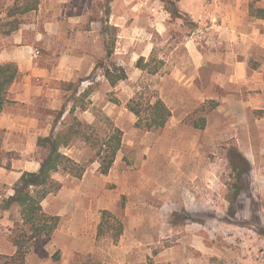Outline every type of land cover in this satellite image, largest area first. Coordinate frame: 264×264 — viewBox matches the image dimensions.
Listing matches in <instances>:
<instances>
[{
	"label": "rangeland",
	"instance_id": "1",
	"mask_svg": "<svg viewBox=\"0 0 264 264\" xmlns=\"http://www.w3.org/2000/svg\"><path fill=\"white\" fill-rule=\"evenodd\" d=\"M71 3L66 12L85 15L84 28L107 31L108 46L116 49L109 54L100 39L96 70L83 77L98 78L99 95L93 103L76 102L90 109L95 121H80L81 132L72 136L68 152L78 164H66L71 171L59 170L49 186L50 201L59 199L67 213L65 223L59 218L50 237L33 243L24 264H264V20L250 14V0ZM35 5V0H0V31L13 32L12 22H27L21 9ZM253 8L264 9V0ZM119 33L123 36L116 38ZM143 55L162 61L157 74L136 68ZM114 65L123 67L127 79L112 89L104 84V70ZM138 92L160 98L170 109L164 129L136 126L127 103ZM73 119L79 121L68 116L62 131ZM113 126L122 131L121 147L102 175L96 151ZM84 132L91 136L88 142ZM232 149L250 165L234 217L226 198ZM39 154L42 159L46 151ZM80 168L88 171L86 179L72 184L70 177ZM62 186L67 192L56 198ZM21 228L16 223L13 235Z\"/></svg>",
	"mask_w": 264,
	"mask_h": 264
},
{
	"label": "crops",
	"instance_id": "2",
	"mask_svg": "<svg viewBox=\"0 0 264 264\" xmlns=\"http://www.w3.org/2000/svg\"><path fill=\"white\" fill-rule=\"evenodd\" d=\"M71 1L41 0L36 4V8L24 11L25 15H29V20L20 23L17 30L10 33L0 31V65L14 63L19 71L18 80L11 85L8 92L9 103L0 114V131L3 132L1 149L6 154L14 155L11 160L3 158L1 161L0 206L4 199L14 195L13 187L23 173L39 170V138L62 131L68 116L76 117L88 125L95 121L90 109H81L74 102L86 99L93 103L99 95L98 78L83 77H88L94 72L97 55L95 51L100 39L106 49L111 36L105 30L102 32L95 28H84L87 23L85 15L70 16L71 12H67L73 6ZM107 17L105 24L110 26L113 14L110 13ZM0 21L2 22L1 17ZM65 22H70L73 27L76 25L78 28L66 30L61 25ZM92 24L98 25V22ZM122 36L123 34L119 33L116 38ZM115 49L116 44L112 49L114 53ZM141 57L145 58L144 55ZM78 81L79 84L76 85ZM104 84L112 89L117 85L111 86L107 79ZM71 85L72 88L69 87ZM86 90L87 95L84 94ZM72 107L74 111L70 114ZM61 111L63 112L60 114ZM62 152L78 164L68 153L70 145L63 148ZM57 172L52 174V181L56 180ZM87 173L86 170L80 178L72 175L71 183L85 181ZM66 192L67 189L62 186L60 195L56 198L64 196ZM51 195L52 193L42 201V209L48 215L61 218L63 222V216L67 213L59 204V199L50 201ZM18 222L21 223V219L17 207L0 209L1 256L11 257L16 254L17 247L12 239L14 227ZM28 256L29 263L30 251Z\"/></svg>",
	"mask_w": 264,
	"mask_h": 264
},
{
	"label": "trees",
	"instance_id": "3",
	"mask_svg": "<svg viewBox=\"0 0 264 264\" xmlns=\"http://www.w3.org/2000/svg\"><path fill=\"white\" fill-rule=\"evenodd\" d=\"M257 1L259 0H250L249 12L257 19L264 20V9L253 8V3ZM37 3L38 1H35V4ZM33 7L36 8L37 6L35 5ZM28 9L24 7L21 11ZM172 15L176 18H181L182 16L176 9H172ZM11 24L13 25L12 31L17 30V22L14 21ZM108 50L109 54H111L112 49L110 48ZM152 62L156 63L155 66L152 65ZM162 65V61H156L152 57H150L149 61L140 57L136 62V68L146 71L151 75L157 74ZM104 77L111 86H115L118 82L127 79L124 69L116 65L112 69L107 68L104 70ZM18 78L19 71L14 63L0 65V114L9 103L7 99L9 89ZM84 94L87 95V90ZM79 102L81 103L82 100ZM74 103L76 104V102ZM127 109L137 118L136 126L146 131L164 129L172 117L171 111L166 104L158 97H151L147 92L136 93L135 97L128 101ZM73 111L74 107L71 108L69 113L72 114ZM81 126L82 123L80 121L73 119V122L67 130L52 133L45 138H39L37 142L38 147L46 151L45 157L41 159L39 170L37 172L23 173L13 187L14 195L1 202V210H8L12 206L18 208L22 228L12 239L14 245L17 247L16 254L11 257L0 255V264H24L25 257L29 253L31 245L41 238L50 237L56 231L59 217L46 214L41 204L52 193L49 189V186L52 184V174L61 169L66 171L70 170L66 164H76L62 152V149L69 146L74 134H80ZM110 130V136L102 140L96 151V158L102 175H106L110 171L121 147L122 131L114 126ZM2 135L3 132L0 131V167L2 166L1 161L4 158L1 149ZM81 137L86 142L91 140V136L85 132L82 133ZM229 163L233 172V181L229 185L230 193H228L226 198L229 203V215L234 217L239 196L244 186L247 185L250 175V165L246 158L236 149L230 151ZM83 173L84 168H80L77 174L72 175L80 178ZM104 224L105 217L102 218L100 223L99 233L103 232ZM121 234L122 232L120 231L118 235Z\"/></svg>",
	"mask_w": 264,
	"mask_h": 264
}]
</instances>
